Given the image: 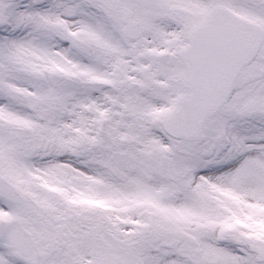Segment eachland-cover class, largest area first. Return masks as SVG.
<instances>
[{"label": "snow or ice", "instance_id": "obj_1", "mask_svg": "<svg viewBox=\"0 0 264 264\" xmlns=\"http://www.w3.org/2000/svg\"><path fill=\"white\" fill-rule=\"evenodd\" d=\"M0 264H264V0H0Z\"/></svg>", "mask_w": 264, "mask_h": 264}]
</instances>
